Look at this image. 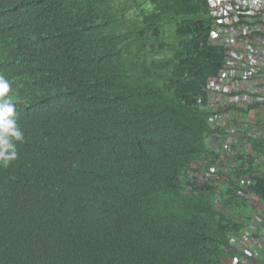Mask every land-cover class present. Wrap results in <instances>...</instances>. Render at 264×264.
Wrapping results in <instances>:
<instances>
[{
  "label": "trees",
  "instance_id": "1",
  "mask_svg": "<svg viewBox=\"0 0 264 264\" xmlns=\"http://www.w3.org/2000/svg\"><path fill=\"white\" fill-rule=\"evenodd\" d=\"M210 30L203 0H0V102L23 133L0 166V264H231L264 134L225 153Z\"/></svg>",
  "mask_w": 264,
  "mask_h": 264
},
{
  "label": "built area",
  "instance_id": "2",
  "mask_svg": "<svg viewBox=\"0 0 264 264\" xmlns=\"http://www.w3.org/2000/svg\"><path fill=\"white\" fill-rule=\"evenodd\" d=\"M203 1L211 20L209 44L224 57L218 74L208 80L207 107L214 112L213 120L231 134L238 119L228 108L253 106L255 117L264 111V0ZM231 135L237 143V133ZM250 146L246 143L245 150Z\"/></svg>",
  "mask_w": 264,
  "mask_h": 264
},
{
  "label": "clouds",
  "instance_id": "3",
  "mask_svg": "<svg viewBox=\"0 0 264 264\" xmlns=\"http://www.w3.org/2000/svg\"><path fill=\"white\" fill-rule=\"evenodd\" d=\"M208 43H209V39H208ZM210 78H208V80ZM207 83L205 88L206 90L205 109L208 112L212 113L210 117V122L217 124V122L213 120L214 112L207 107V99H208ZM8 91H9V83L3 75H0V97H4L8 93ZM248 108H254V107L250 106L244 109L228 108L227 110L232 114V116H234V119H238L236 120V122H234V125L230 127L231 130L232 128L234 129L233 132L237 133V136L239 137L237 143H235L232 140L231 134L233 132H231L230 134L229 132L221 128V126L219 127L220 130L225 131V133L228 135L227 140L225 142H222V145L225 148V153L228 154L229 156L236 155L239 153L241 154L249 153L251 148L249 151H246L244 147L245 144L246 143L251 144L249 142L250 138L256 139L258 136H260V134L257 132L255 128L256 120H253L251 118L252 116H254L256 109L246 112ZM14 115H15V108L14 105L10 103L9 100H3V102H0V166L3 167H8L9 164L17 158V148L15 142L16 141L22 142L23 140V133L17 127ZM232 142H234L236 146L234 149L231 150ZM210 144L212 145L211 149L219 150V148L217 147V145L213 140L210 141ZM220 164L222 166L227 167L223 171L230 173L229 168L232 169V165H229L224 155L221 156ZM219 173L220 171H218V169L217 170L215 169V174H213L212 176H214V178L216 179L218 177L217 174ZM199 178H201V176H199ZM246 181L247 179H241L240 183L244 185ZM220 185L224 190L227 188V184L225 183L224 178ZM251 201L256 202L257 206L253 207L250 203ZM248 207H249L247 210L248 222L245 224V227L243 228L239 236L231 237V245L235 250H237L236 255L234 256V258H229L228 260L236 264H248L252 261L255 262V264H260V263L264 264V211H262V209H264V201H261L256 197L249 196ZM232 262L231 264H233Z\"/></svg>",
  "mask_w": 264,
  "mask_h": 264
},
{
  "label": "crops",
  "instance_id": "4",
  "mask_svg": "<svg viewBox=\"0 0 264 264\" xmlns=\"http://www.w3.org/2000/svg\"><path fill=\"white\" fill-rule=\"evenodd\" d=\"M253 120H256L255 122V128L259 134H264V112H261L257 115V117L252 116ZM264 211V209H262Z\"/></svg>",
  "mask_w": 264,
  "mask_h": 264
},
{
  "label": "rangeland",
  "instance_id": "5",
  "mask_svg": "<svg viewBox=\"0 0 264 264\" xmlns=\"http://www.w3.org/2000/svg\"><path fill=\"white\" fill-rule=\"evenodd\" d=\"M130 14H131V11L129 12ZM262 240V239H261ZM232 262V261H231ZM233 264H236V263H234V262H232ZM248 264H255V262H250V263H248Z\"/></svg>",
  "mask_w": 264,
  "mask_h": 264
}]
</instances>
